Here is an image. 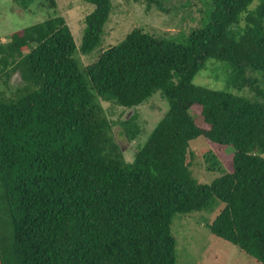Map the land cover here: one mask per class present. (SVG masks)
Masks as SVG:
<instances>
[{
	"label": "trees",
	"instance_id": "trees-1",
	"mask_svg": "<svg viewBox=\"0 0 264 264\" xmlns=\"http://www.w3.org/2000/svg\"><path fill=\"white\" fill-rule=\"evenodd\" d=\"M84 1L94 8L79 47L62 15L0 41V81L21 80L0 95V264H175L173 216L214 199L224 207L211 233L264 264V0H204L186 43L134 28L83 66L111 10ZM208 59L249 95L195 84ZM157 90L168 109L128 162L100 100L134 109ZM199 136L220 173L210 183L190 169Z\"/></svg>",
	"mask_w": 264,
	"mask_h": 264
},
{
	"label": "rangeland",
	"instance_id": "rangeland-1",
	"mask_svg": "<svg viewBox=\"0 0 264 264\" xmlns=\"http://www.w3.org/2000/svg\"><path fill=\"white\" fill-rule=\"evenodd\" d=\"M52 1L53 4L51 0H33L27 9H23L12 0H0V41L6 42L13 32L50 16L62 15L76 46L79 47L85 29V17L94 6L84 0ZM110 1L111 10L100 42L90 53H78L83 66L93 62L102 50L122 41L134 28H141L156 37L186 43L189 33L206 22L210 10L204 0H157L163 9L157 6L156 0H151L150 4L147 0ZM256 3L257 0H254L250 7H254ZM228 67L224 61L208 59L205 66L194 76L193 82L212 89L249 95L246 89L238 90L226 81L225 71ZM20 85L21 80L16 73L9 79L8 87L0 81V95L8 96ZM100 102L111 120V134L128 162L132 161L135 151L168 109V101L159 90L134 109L110 101ZM194 114L197 122L201 124L200 117ZM132 116V123L137 126L139 133L136 138L129 140L123 132L122 122ZM229 148L233 150L232 147ZM189 149L193 153L190 169L197 181L210 183L220 175L217 169H208L207 159L210 154L214 155V149L203 137L193 139ZM225 152L229 153L227 150ZM223 207L222 201L214 199L207 209L187 214L177 213L173 216L170 229L176 242L175 264H261L237 246L211 233L207 224Z\"/></svg>",
	"mask_w": 264,
	"mask_h": 264
}]
</instances>
